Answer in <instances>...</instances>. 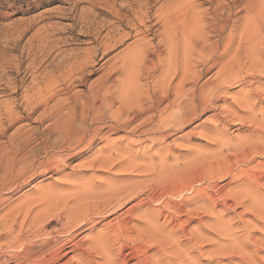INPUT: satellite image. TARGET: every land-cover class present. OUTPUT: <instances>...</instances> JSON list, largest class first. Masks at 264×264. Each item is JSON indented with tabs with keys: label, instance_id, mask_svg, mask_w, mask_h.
I'll return each instance as SVG.
<instances>
[{
	"label": "bare ground",
	"instance_id": "obj_1",
	"mask_svg": "<svg viewBox=\"0 0 264 264\" xmlns=\"http://www.w3.org/2000/svg\"><path fill=\"white\" fill-rule=\"evenodd\" d=\"M160 1L161 5L152 15L153 0H122L125 2L122 7H117L116 0H104L110 4L115 21L126 22L138 35L143 29L151 32L154 26L148 23L153 17L159 28L155 41L147 33L129 46L119 61H106L105 71L108 72L96 78L95 85L90 83L92 86L86 91L75 90V87L93 68L89 70L95 61L92 52L82 56L70 54L66 60L68 67L62 62L54 65L55 69L34 83L36 85L22 99L25 115L12 102L0 103L2 134L32 119L40 109L43 110L36 119L49 120L40 135L34 129L19 127L15 133L19 135L10 147L0 143V208L12 204L9 202L14 195L4 197V194L21 190L38 176L49 173L65 176L68 161L98 141L113 142L101 147L98 157L79 167L84 168L87 163L88 169L117 168L128 176L135 171L150 172L156 179L148 178V183L141 187L117 185L112 180L116 185L106 183L99 187L83 180L82 175L89 170L82 168L75 172L78 176L75 181L65 180L69 178L60 181V178L56 184L43 185L35 198H27L13 208L10 206L9 211L0 215V264H131L130 261H135L133 264H200L211 234L218 237L211 241L214 240L215 253L231 250V254L235 252L231 258L239 257L241 264L254 256L249 252L245 254L248 247L255 244L253 232L246 241L240 240L236 231L229 228L232 224L227 225L229 221L224 220L225 223L221 218L211 222L213 232L205 229L203 219L204 213H212L217 207V210L225 207L227 212L242 207L247 217L252 214L264 224V194L261 192L264 107H257L261 101L255 99L260 92L253 87L255 80H251L264 73V0ZM117 28L113 26L116 35L107 38L102 49L99 47L104 54L113 43L123 41L122 37L128 35ZM93 54H97L96 51ZM133 68H139L135 75L130 72ZM209 73L211 75L205 78ZM117 74L121 76L113 78ZM143 76L150 79L146 85L140 83ZM61 79L70 81L67 87H58ZM248 81L250 88L247 87L242 98L236 99L234 111L247 117L251 115V118L241 119V114L240 119L242 124L255 128L252 135L258 137V142L254 139L251 140L254 143H250L249 137H246L249 142L241 138L242 142L239 138L242 143L229 148L231 154H221L223 158L220 155L209 161L195 157L187 158L183 165L176 161L169 165L163 158L158 166L150 164L155 159L152 152L158 145L189 127L207 111H218L213 115L217 121L212 132L219 142V150L223 146L228 148L227 136L224 137L227 134L223 130L220 136L219 124L228 121L227 109L231 105L226 112L218 103L227 99L230 87ZM257 112L261 120L257 119ZM4 119L7 125L2 122ZM119 133L122 134L119 140H110L111 135ZM257 157L261 160L256 161ZM138 160L142 164L139 165ZM221 176L230 179L228 184H232L233 189L221 188L218 184ZM196 183L202 186L197 187ZM188 192L192 195L187 196ZM153 203L160 207H154ZM181 213L187 215L185 220L178 218ZM201 213L204 215L200 217ZM115 214L92 237L79 238L85 226L95 227ZM194 214L199 215V225L191 228L187 225L193 221L190 216ZM248 225L242 228H249ZM182 234L187 244L182 242ZM150 250L156 253L151 254Z\"/></svg>",
	"mask_w": 264,
	"mask_h": 264
},
{
	"label": "rangeland",
	"instance_id": "obj_2",
	"mask_svg": "<svg viewBox=\"0 0 264 264\" xmlns=\"http://www.w3.org/2000/svg\"><path fill=\"white\" fill-rule=\"evenodd\" d=\"M91 1L92 0H0V103L5 104V103L12 102L16 105V108L18 110L20 109L19 111H21V113L25 112L24 113L25 115L26 111L23 108L24 104H23L22 99L25 93H27V91H30L31 89H33V87L37 84L38 81L42 80V78L47 73H50V71L55 69L54 67L57 64L62 62L64 64L63 65L64 67H68L69 64L66 60L68 59L70 54L82 56L86 52L87 53L92 52L91 56L93 55L92 59L95 58V61L93 60L94 63H91L89 67V70L93 67L90 70L91 74L90 73H87V75L85 74L86 76L84 75V79H82V82L81 81L79 82V86L75 87V90L78 89L81 91L82 90L86 91V89L90 88L89 86H92V84L95 85L96 81L98 80L96 78H99L102 75L106 74L103 72H108V71H105L107 70L106 68L107 62L119 61L123 53L125 51H128L129 48L133 46V43L136 40H138V38L142 37L143 35H147V33H149L148 35L149 38L153 39L154 41L156 40V34L158 33L157 28H159V25L156 23L157 21L156 18L153 17L151 22L148 23L149 25H152V27L154 26L151 32L150 31L144 32L143 31L144 29L142 28L143 33L141 32V34L138 35L134 29H132L129 25L126 24V22H119L117 20L115 21V18L112 16L110 12L109 3L104 2V0L95 1V2L92 1V3ZM160 3H162V1L153 0L152 2L153 8L151 12L152 15L155 12L156 8H158L161 5ZM116 4H117V7H120V6L122 7L125 4V2L122 3V0H116ZM113 26L118 27L117 29H119L124 34L127 33L128 35L125 38L124 36L122 37L123 41L120 40V41H117L115 44L113 43V47L109 49L108 53L106 52L104 54L103 52H101L103 42H105L106 39L109 38L111 35H114V34L116 35V33L114 32L115 30L112 29ZM95 51L97 54H93V52L95 53ZM64 67H63V70L67 69ZM138 69L139 68L131 69L130 70L131 75H135ZM4 70L6 72H4ZM214 72L215 70L212 73ZM120 74H117L116 77L114 76L113 78L120 77L121 76ZM210 75L211 74L209 73L205 78L209 77ZM149 80L150 79H146L145 76H143L141 77L140 83L142 85H146L149 82ZM248 80L250 81V79ZM251 80L252 81L255 80V82L257 80V82L258 81L260 82V83L256 82L257 84L254 82L253 84V85H256L253 87H256V89H258L260 92V96L258 93L259 97L257 96L258 98L255 99V101L256 100L261 101L257 105L259 109V107H264V101H263L264 100V94H263L264 93V73L259 74L258 79L252 78ZM60 81L61 83L58 84L60 85L58 87H64V85L65 87H67V85L70 83V81H64L63 79H61ZM89 81H92V82H89ZM249 81L245 82V84H240V85L238 84V85H233V87H230L229 92L227 94L228 97L226 96L227 99L224 98L223 100L225 102L221 101L218 103L220 107L222 106L226 112L227 110H229L228 112L229 115L227 113L228 116L226 119V121L228 120L226 122L228 124L226 123L219 124L220 129H221L220 132L224 130V134H227L223 136L224 137L227 136L225 139H226V143L229 142L228 148L227 146H223L219 150V146H220L219 142L217 141V139L215 140V134H213L214 132H212L213 131L212 126L215 125L217 121L216 120L217 118L216 117L214 118L213 115L218 113V111L216 110L209 111V112L207 111L201 117L195 119L193 123L190 124L189 127H187L186 129L182 131L175 132L171 138H169L165 142H162V145L160 144L161 146L158 145L159 147H157V149L152 152L155 155L154 156L155 159H153L152 160L153 163H150V164H152V166L155 167V166H158L160 162H162L165 159L164 161H166L167 164L169 162V165L170 164L172 165L173 162L175 163V161L176 163H181L183 165L184 162L188 161V159L190 160L191 158H195V157H199V159L201 158L200 161L202 160L209 161L208 159L211 160L212 157H219L221 154H224V156L225 154H228V153L231 154L232 151L230 152L229 148L231 149L232 147L234 148V145L242 143L243 142L242 140L246 142L250 141V143H254V141L258 142L256 141V138L258 137L256 136L255 138V136L252 135L255 133V128L251 127L248 124L246 125L242 124L243 121L241 119L251 118V115L247 117L246 116L247 114L236 113L234 111L236 110V108H234V106L236 107V102H237L236 99L242 98L243 95L248 91L247 89L250 88ZM90 83L92 84L90 85ZM248 86L249 88H247ZM228 105H231V106L229 107ZM118 106L119 105H117L116 107ZM227 106H228V109H227ZM40 110L34 114L36 117L39 116L40 112H42L43 109L41 111ZM233 111L235 113H233ZM241 114H243V118L240 119ZM258 114L259 115H257L258 117L257 119L261 120L260 117L262 116L260 113ZM35 116L32 115V117L35 118L34 120L32 118L28 121H24V122H21L20 124H16L13 127L9 128L8 131H5L4 134H2L0 130V143L3 142L5 145H7V147H10L12 142L15 141V139L19 135V134L18 135L15 134L17 133L16 130L19 127H24V128L27 127L25 129L30 128L29 131L34 129V131L37 134L39 135L42 134V132L45 131L46 126L49 124L48 122L49 120L40 122L39 120L36 119ZM233 117L234 118L236 117L237 119L236 118L234 119ZM6 121L7 120L5 119L2 120L4 125L8 124V122ZM120 134L121 133L111 135L110 140L111 138L112 140L113 139L119 140L118 139L119 136L122 135ZM222 134L223 132L220 134L221 137H222ZM249 135H251L252 137ZM246 137H249V141H248V138ZM239 138L240 140L242 138L241 140L242 142L239 140ZM244 138H246V140ZM251 140H254V141L251 142ZM112 142L113 141H110L109 143H107L106 140L98 141L92 148H86L82 151V153L75 155L73 158L70 159V161H68L69 163H67L64 169L65 176L63 177L60 176L59 174H52V173L44 174V175L36 177L34 180L26 184L21 190H18L17 192H14V193L9 192V195L8 193L4 194L5 195L4 197H12L13 195L14 196L13 198H11L9 202L12 204L7 206L6 208L4 206H3L4 208H0V212H2L0 213V215L9 211L10 206L11 208H13L14 206L18 205L21 201L27 200V198H33V197L35 198L38 195L39 190L41 189L40 187H42L45 184L55 183V181L56 180L58 181L60 178H61L60 181L61 180L64 181L65 178H69V179H65L68 181H75L76 180L75 177H78L76 176L77 174H75V172L80 171V169L83 168L79 166L84 165L85 162H88V160L91 161V159H94L93 158L94 156L98 157L97 155L99 154L98 150L101 147L108 145ZM246 142L244 143L246 144ZM159 153H161L160 154L161 156L158 155ZM188 154L190 155L188 156ZM192 155L194 156L191 157ZM199 155H201L202 157H200ZM224 156H222L221 158H223ZM175 158L176 159L178 158L179 160L178 159L176 160ZM257 158H256V161L261 160L260 157L258 159ZM140 161L137 162L139 165L141 163ZM255 163L256 162H254V164ZM76 165L77 166L79 165L77 169L75 168ZM86 165L84 166L82 170L86 168ZM95 168H89V169L86 168L89 171L85 172V174L83 173L84 175H82L83 177H85L83 180L90 182L92 185H95V186H99L100 184L104 185L106 183L108 184L110 183L113 185H116V184L122 185L121 183H123L124 185L129 184L130 186L134 184L136 186L139 185L141 187L142 184L148 183L149 181L148 178H151V179L154 178V176L151 175L150 172L148 173L145 172L146 173L145 174L144 172L135 171L134 173L128 176V175H125V173L118 171L117 168L112 169L110 171L109 169H105V168L103 169H101L100 167H97L96 169ZM154 179H156V177ZM110 180L114 182L116 181L115 182L116 184ZM229 180H230L229 178H226V177L224 178V176H221L218 180V184L221 186V188L224 189V191H230V189H233L232 188L233 185L228 184ZM59 184L61 185V183ZM199 185L202 186L200 183L195 184V186L197 187H200ZM263 189H264V185H263V188L261 189L262 194H264ZM186 195L191 196L192 194L188 192L186 193ZM133 202L126 204L123 207V210L128 208ZM153 205L156 208L160 207V205L157 203H153ZM145 206L147 207V205ZM218 208L219 207H217V209ZM217 209L215 211H212V213L209 212L210 218H209V214L204 213L206 215L203 219L206 225L204 226L205 229H208L214 232V230L210 228V225H212L211 222L214 223L216 219L222 218L223 221L224 220L229 221L227 225L228 224L230 225V223L232 224L231 226L233 227L229 226V228H233V231L234 230L236 231L235 234L237 233V237L239 236L240 240L242 239L246 241L249 233L253 232L252 236H254L255 244L253 246L251 245V247H248V250H246L245 254H248L247 252H249V253H252V255L254 256L253 257L250 256L247 259V262L246 263L243 262V264H264L263 263L264 262V229H263L264 224L256 220L254 215L252 214H248L249 216L247 217L246 211L243 212L244 209L242 207H237L235 210L232 209L233 211L229 210L228 211L229 214L227 212V209H225V207H220L221 210L220 209L217 210ZM236 210L237 212H235ZM204 214L201 213L200 217ZM195 215L196 217H194ZM115 216L116 214L114 216H111V217L109 216L108 218L101 220L102 222L97 224L95 227L85 226V228L82 229L83 232L79 231V233L82 232L79 238L92 237L96 232L101 230L102 225L104 223H106L108 220L113 219ZM185 216H187L185 213L183 214L181 213L179 214L178 218L185 220L187 218ZM194 216L193 215L190 216L193 218V221L191 223L188 222L189 225H187L191 228H195L199 225V219H198L199 215L194 214ZM241 218L245 219L246 222L243 223L244 220L242 221ZM161 221L164 222V219L162 218ZM226 221L224 222L226 223ZM245 225H248L249 228L243 229L242 226L244 227ZM55 226H56V222L53 224L52 228H54ZM209 238H211V240L205 243L206 245L205 246L206 248L204 250L205 254L200 257V260H199L200 264H241L242 263V260H239L240 259L239 257H238L239 259L237 257L231 258L235 255L234 254L235 252L231 254L230 252L231 250H227V251L224 250L226 251L225 253L224 252L215 253L214 250L216 249V246L212 243L214 242L216 238L218 239V237H215L214 235L212 236L211 234ZM212 239H214L213 242H211ZM181 240L183 243L185 242L184 244H187L186 236H184L183 234L181 235ZM152 251L154 252L155 250H150L149 253L151 254L156 253V252L153 253ZM236 251H237V248H236ZM210 253H211V256H210ZM241 254H237V256H240ZM231 259H232V262H231ZM235 259L239 263L237 261H233ZM1 260L2 258H0V261ZM132 262L135 263V261H130L129 263L133 264Z\"/></svg>",
	"mask_w": 264,
	"mask_h": 264
}]
</instances>
